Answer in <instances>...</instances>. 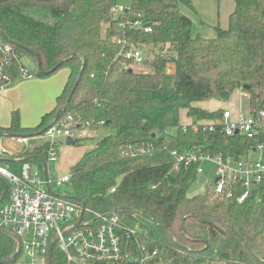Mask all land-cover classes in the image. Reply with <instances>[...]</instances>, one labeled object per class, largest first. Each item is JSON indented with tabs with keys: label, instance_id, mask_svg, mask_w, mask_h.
Instances as JSON below:
<instances>
[{
	"label": "trees",
	"instance_id": "trees-1",
	"mask_svg": "<svg viewBox=\"0 0 264 264\" xmlns=\"http://www.w3.org/2000/svg\"><path fill=\"white\" fill-rule=\"evenodd\" d=\"M234 1L228 28H217L212 39L194 35L192 20L182 12L183 7L194 8L193 0H131L130 13L119 17L113 14L118 0L0 1V31L19 62L23 55L32 56L38 78L63 68L69 71L55 109L38 126L23 128L15 111L11 125L0 126V135H44L54 125L68 126L73 132L114 131L97 140L71 168L70 191L57 192L97 212L115 211L126 226L146 231L143 240L149 249L161 251L151 264H264V183L254 187L244 202L239 201L244 193L240 184L219 196L211 185L190 197L198 165H177L174 156L199 152L239 161L250 157L254 148L264 147V131L250 139L203 129L195 132L191 125L184 131L178 125L176 136L169 139L136 140L130 130L141 127L143 114L166 103L144 97L141 91L161 90L170 71L171 105L177 115L185 110L192 124L215 120L223 113L197 103L226 102L238 90L247 93L250 113L264 111V0ZM135 21L150 25L152 32L130 28ZM131 48L142 51L141 67L126 58ZM76 141L77 146L85 144ZM47 148L45 144L36 150L45 156L42 161L1 156L0 165L14 172L25 163L48 167ZM141 148L149 152L136 154ZM114 187L116 192L110 193ZM3 234L6 243L0 264H15L21 254L6 261L15 255L16 242ZM52 264H65L64 258L54 253Z\"/></svg>",
	"mask_w": 264,
	"mask_h": 264
},
{
	"label": "built area",
	"instance_id": "built-area-1",
	"mask_svg": "<svg viewBox=\"0 0 264 264\" xmlns=\"http://www.w3.org/2000/svg\"><path fill=\"white\" fill-rule=\"evenodd\" d=\"M128 13L129 7L126 6L118 5L113 9L116 17ZM129 25L145 33L152 32L150 25L147 27L140 21ZM124 26L120 25L122 28ZM125 56L135 67L144 64L145 57L141 50L131 48L125 52ZM16 65L17 74L27 79L35 77L20 64L16 51L0 31V91L13 81ZM192 129L195 132L203 129L220 133L225 137L242 134L251 139L264 131V111L240 113L235 121L231 112L223 111L220 118L196 122L192 124ZM42 137L48 145L46 160L48 164H55L60 157L61 140L75 139V133L67 126L54 125ZM12 139L17 146H27L30 140L28 137ZM135 152L144 155L149 150L141 148ZM254 155L258 157L253 158ZM1 156L17 154L3 149L0 151ZM174 156L177 165H198V175L203 173V163L214 164L215 196L224 194L228 187L240 184L244 193L239 201L244 202L254 187L264 183L263 146L254 148L250 157L235 162L199 152L174 153ZM46 170L45 174V167L41 169L25 163L19 172H14L9 166L0 165V178L8 185L7 195L0 204V233H7L15 239L16 253L20 251V254H25L29 259L28 264H37L38 260L48 264L51 249V257L56 253L64 258L65 264H151L161 255L158 248L149 249L148 243L143 240L146 231L126 226L115 211L97 212L71 201L65 197V193H58L57 189L70 184L71 174L53 179L48 167ZM115 192L116 187L110 190V193ZM231 196L232 193H229L228 197Z\"/></svg>",
	"mask_w": 264,
	"mask_h": 264
},
{
	"label": "crops",
	"instance_id": "crops-1",
	"mask_svg": "<svg viewBox=\"0 0 264 264\" xmlns=\"http://www.w3.org/2000/svg\"><path fill=\"white\" fill-rule=\"evenodd\" d=\"M193 3V9L183 7L182 12L192 20L194 35L212 39L217 35V28L222 30L228 28L230 16L235 9L234 0H220L219 2L215 0H193ZM19 77L21 78L18 79ZM68 77V70H65L59 76L52 75V77L47 78L34 77L27 79L21 74H17L13 81L0 91V126L3 128L9 127L12 121V113L15 111L20 114V122L23 128L38 126L42 117L55 109L57 98L63 92ZM244 94L246 93L243 90H238L229 101L217 102L220 103L221 107L210 108L203 104L202 108L211 112L224 109L231 112L232 119L235 121L240 113H250L247 102L245 104L244 101V99L247 101L248 97H245ZM216 100L213 99L215 102ZM1 117L6 118V121L1 122ZM192 122L189 118L187 123L189 125ZM28 138L30 140L27 146H17L12 137L0 135V151L8 149L17 156L18 154L23 156L25 160L40 158L42 161L41 158H45V156L40 157L36 150L41 149L46 144L45 139L42 135ZM66 140H61L58 162L48 164V171L53 179H59L70 174L71 168L88 151L86 146L79 153L77 150L79 146H68ZM33 166L39 167L37 163H34Z\"/></svg>",
	"mask_w": 264,
	"mask_h": 264
},
{
	"label": "rangeland",
	"instance_id": "rangeland-1",
	"mask_svg": "<svg viewBox=\"0 0 264 264\" xmlns=\"http://www.w3.org/2000/svg\"><path fill=\"white\" fill-rule=\"evenodd\" d=\"M118 4L122 6L129 7L131 5V0H118ZM20 62L22 66L28 70L31 74L36 73L37 71V65L34 60V58L30 55H23V57L20 58ZM140 69V68H139ZM142 69V68H141ZM66 68L60 69L55 76H59L62 72H64ZM170 76L166 77L164 80L163 88L158 91H141V94L144 97H156L160 99L161 101H166V103L162 106H159L151 111L150 114H143L141 117L142 125L138 128H131V132L133 134V138L136 140H149V139H160L165 138L169 139L170 137H174L177 134L178 131V125L182 126L183 130L184 128L189 125L192 126V123L188 125L189 117L187 116V112L185 110H181L179 114L177 115L175 110L173 109V106L171 105V101L173 100V95H171L173 85H174V77L173 71H170ZM53 75V76H54ZM52 77V76H51ZM19 77L18 79H20ZM38 78V77H36ZM17 79V80H18ZM19 81V80H18ZM247 94V93H246ZM248 97V96H247ZM246 104V99H244ZM243 101V102H244ZM217 102H223L221 100H207L203 102H199L196 105L198 107L202 108V105L204 104L207 107L210 108H217L221 107L220 103ZM248 108V107H247ZM222 111H225L224 109H221ZM249 110V109H248ZM246 112V110H245ZM193 121V119L191 118ZM6 118L1 117V122H5ZM68 127V126H67ZM145 128V129H144ZM75 140L80 139L81 142L85 144H81L78 147V152L80 153L83 151L84 147L87 146V150L94 147L95 142L97 140H101L104 137L113 134L114 131L107 130L104 128H100L99 130H87V129H81L78 131H75ZM258 156H253V158H257ZM203 173L198 175V179L196 183L192 186V188L189 190L188 195L190 197L200 194L203 192L208 186H213L215 181V172L216 168L215 165L209 162H205L202 164ZM63 190L70 191V188L68 185L63 186ZM5 236L3 233H0V255L3 253L5 248ZM16 254V253H15ZM13 256V255H11ZM10 256V257H11ZM29 259L26 257L25 254L21 253V255L16 260L15 264H28ZM37 264H43L42 260H38Z\"/></svg>",
	"mask_w": 264,
	"mask_h": 264
},
{
	"label": "water",
	"instance_id": "water-1",
	"mask_svg": "<svg viewBox=\"0 0 264 264\" xmlns=\"http://www.w3.org/2000/svg\"><path fill=\"white\" fill-rule=\"evenodd\" d=\"M149 25H147V27H148ZM61 65V63L60 64H58L55 68H53V70L52 71H55V70H57L58 69V67ZM38 67H39V69L41 70V65H40V63H38ZM51 71V72H52ZM51 72H44V73H46V74H49V73H51ZM246 88V87H245ZM77 141L75 140V139H73V138H68L67 140H66V144L68 145V146H75V145H77ZM44 167H45V174L47 173V170H46V165L44 164ZM2 183H3V185H4V194H3V196L0 198V204L4 201V199H5V197H6V195H7V192H8V187H7V185H6V183L2 180ZM18 254H20V251H18L12 258H10V259H8V260H6V261H12ZM52 256V249L50 250V252H49V257H48V264H52V261H51V257Z\"/></svg>",
	"mask_w": 264,
	"mask_h": 264
}]
</instances>
